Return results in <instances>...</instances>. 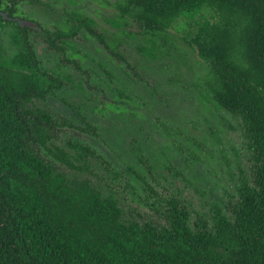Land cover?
<instances>
[{
	"label": "trees",
	"instance_id": "obj_1",
	"mask_svg": "<svg viewBox=\"0 0 264 264\" xmlns=\"http://www.w3.org/2000/svg\"><path fill=\"white\" fill-rule=\"evenodd\" d=\"M21 4L43 3L0 0V10L15 17ZM107 6L114 12L108 23L120 36L107 37L94 19L72 10L53 30L34 21L41 33L0 17V264H264V0H117ZM203 9L210 10L213 21L203 22L183 41L207 64L199 87L208 100L240 120L251 152V179L239 170L237 197L227 206L231 218L213 204L210 216L195 213L191 226L187 204L170 197L163 200L165 225L126 221L117 200L118 184L130 187L122 172L81 142L68 140V151L49 146L60 129L74 125L32 106L55 97L65 82L42 66L30 35L85 72L68 54L80 30L110 57L123 60L119 48L127 39L141 36L152 45L168 44L172 26ZM4 31L11 53L1 42ZM116 95L125 99L121 91ZM62 101L80 122L77 128L97 136L80 107ZM41 148L52 161L41 155ZM133 153L149 170L137 141ZM91 160L109 176L106 195L88 179H69L55 165L94 176Z\"/></svg>",
	"mask_w": 264,
	"mask_h": 264
},
{
	"label": "rangeland",
	"instance_id": "obj_2",
	"mask_svg": "<svg viewBox=\"0 0 264 264\" xmlns=\"http://www.w3.org/2000/svg\"><path fill=\"white\" fill-rule=\"evenodd\" d=\"M41 1L43 4H22L15 17L37 21L53 30L65 12L72 10L94 19L97 30L107 37L120 36L108 23L114 12L107 2L113 4L117 0ZM211 15L210 10L203 9L192 20H178L165 45H152L141 36L127 39L119 48L123 60L110 57L94 38L80 30L71 41L68 54L85 72L61 61V56L48 50L35 33L30 35L42 66L65 82L55 97L33 101L32 106L49 109L74 125L60 129L49 146L54 144L68 151V140L81 142L122 172L130 187L118 184L117 200L126 221L165 225L163 200L170 197L187 204L191 226L195 213L208 218L213 204L231 218L227 206L229 200L237 197L239 170L251 179V152L240 120L208 100L199 87L207 64L183 41L193 37L203 22L213 21ZM7 36L8 31H4L1 42L11 53L13 47ZM148 49L152 50L150 54L146 53ZM116 90L125 94L123 101L118 99ZM62 100L80 107L82 115L96 127L97 136L77 128L80 122ZM133 141L141 146L149 170L136 160ZM40 153L52 161L45 149L41 148ZM90 162L94 176L55 165L69 179H88L106 195L109 176L96 161ZM128 166L133 172L127 171Z\"/></svg>",
	"mask_w": 264,
	"mask_h": 264
},
{
	"label": "water",
	"instance_id": "obj_3",
	"mask_svg": "<svg viewBox=\"0 0 264 264\" xmlns=\"http://www.w3.org/2000/svg\"><path fill=\"white\" fill-rule=\"evenodd\" d=\"M0 17H2V19L4 21L16 22L19 27L30 28V29L38 32V33H41V28L34 21L23 20V19H19L17 17H11V16H9L8 12H3V11H0Z\"/></svg>",
	"mask_w": 264,
	"mask_h": 264
},
{
	"label": "built area",
	"instance_id": "obj_4",
	"mask_svg": "<svg viewBox=\"0 0 264 264\" xmlns=\"http://www.w3.org/2000/svg\"><path fill=\"white\" fill-rule=\"evenodd\" d=\"M4 1L8 2V1H10V0H4Z\"/></svg>",
	"mask_w": 264,
	"mask_h": 264
},
{
	"label": "flooded vegetation",
	"instance_id": "obj_5",
	"mask_svg": "<svg viewBox=\"0 0 264 264\" xmlns=\"http://www.w3.org/2000/svg\"><path fill=\"white\" fill-rule=\"evenodd\" d=\"M22 5V4H21ZM21 5H20V7H21ZM1 11V10H0ZM4 12V11H3Z\"/></svg>",
	"mask_w": 264,
	"mask_h": 264
}]
</instances>
